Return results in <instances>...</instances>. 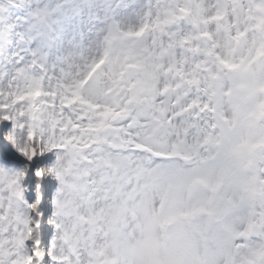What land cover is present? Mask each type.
<instances>
[{"label":"snow or ice","instance_id":"snow-or-ice-1","mask_svg":"<svg viewBox=\"0 0 264 264\" xmlns=\"http://www.w3.org/2000/svg\"><path fill=\"white\" fill-rule=\"evenodd\" d=\"M192 3L164 0L155 23L148 20L139 30L146 34L134 47L158 54L167 73L145 114L129 107L105 120L101 113L109 98L103 78L88 75L94 64L82 74L55 81L46 74L28 77L0 91V264H91L103 242L106 211L119 202L129 211L146 208L156 161L186 159L184 153L200 146L213 123L224 131L209 109L223 103L214 93L237 32L231 23L213 32L207 18H185ZM215 3L239 5L237 20L264 13V0ZM255 71L264 73V67ZM77 91L81 100L70 103ZM90 104L103 107L92 111ZM160 143L180 154L169 155ZM257 175L264 180V172L257 169ZM248 209L249 221L237 236L264 238V198L250 201Z\"/></svg>","mask_w":264,"mask_h":264},{"label":"rangeland","instance_id":"rangeland-1","mask_svg":"<svg viewBox=\"0 0 264 264\" xmlns=\"http://www.w3.org/2000/svg\"><path fill=\"white\" fill-rule=\"evenodd\" d=\"M211 1L202 0L201 4L195 3L194 0L192 4L185 6L184 11L189 13V18L193 21L199 19L200 23H203L206 17L202 16L200 12L203 9L205 14ZM79 6V0H42L31 7V11L34 13L27 11L31 23L38 22L39 18L47 17L46 12L50 10L55 13V16L62 15L66 18L65 20L61 19L58 23L48 20L52 25V35L50 40L42 45L35 40L32 44L30 39H27L26 42L18 37V34L25 30L22 22L17 23L14 20L5 25V34L1 36L0 40V91H11L22 85L28 77L35 78L46 74L55 81L68 75L82 74L87 66L97 59L99 53L106 51L109 44L118 43L124 46V53L121 54L124 65L121 70L125 69V73L119 75L120 81L125 83L126 78L133 81L142 79L147 74L155 78V86L152 90H147L146 95L128 98V104L139 106L140 113L149 112L152 108L153 98L157 94L155 91L159 85L165 82L158 73H154L159 69L158 54L147 52L145 49L137 50L133 47L134 42L129 38L130 35L125 34L128 29L133 30L136 24L128 26V29L116 30L103 26L95 31L92 30L95 27L89 21H85L82 13L77 9ZM68 13H72L69 19L65 16ZM152 23H155V19ZM155 30V28L152 29L153 32ZM78 48L83 56L78 52ZM14 52L15 59H13ZM32 57L37 65L34 70H30L27 63L28 59ZM45 63L46 67H44ZM144 67L148 69L146 74L143 70ZM106 75L107 71L101 69L98 77L104 80ZM108 88L114 91L111 92L106 88L104 93L109 98L110 105L117 101L126 102L127 95H130L129 90H121L117 83L111 84ZM37 98L40 99V97ZM69 102L74 103L73 99ZM118 116H112L111 119H116ZM153 211L152 202L149 201L146 208L138 207L135 211L125 208L123 211L115 213L111 218L104 217L101 226L103 242L92 254L97 259L92 261L93 264H127L130 260H134L140 251L135 246L137 235L144 227L139 222L141 215L147 218ZM108 212L109 210L105 214Z\"/></svg>","mask_w":264,"mask_h":264},{"label":"clouds","instance_id":"clouds-1","mask_svg":"<svg viewBox=\"0 0 264 264\" xmlns=\"http://www.w3.org/2000/svg\"><path fill=\"white\" fill-rule=\"evenodd\" d=\"M230 162L226 148L215 159L156 161L150 195L154 211L137 235L135 264H236L224 241L232 233V217L218 196H209L195 178H212ZM192 186L190 195L186 190ZM243 264H264L256 250Z\"/></svg>","mask_w":264,"mask_h":264}]
</instances>
